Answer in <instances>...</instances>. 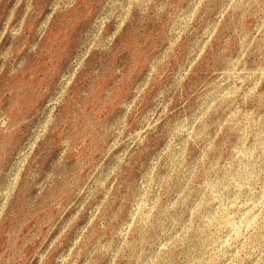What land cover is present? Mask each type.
<instances>
[{
	"label": "rangeland",
	"instance_id": "rangeland-1",
	"mask_svg": "<svg viewBox=\"0 0 264 264\" xmlns=\"http://www.w3.org/2000/svg\"><path fill=\"white\" fill-rule=\"evenodd\" d=\"M0 264H264V0H0Z\"/></svg>",
	"mask_w": 264,
	"mask_h": 264
}]
</instances>
